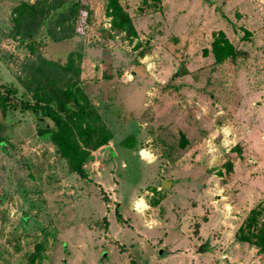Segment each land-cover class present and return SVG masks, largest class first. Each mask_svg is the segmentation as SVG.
Segmentation results:
<instances>
[{
  "label": "rangeland",
  "instance_id": "rangeland-1",
  "mask_svg": "<svg viewBox=\"0 0 264 264\" xmlns=\"http://www.w3.org/2000/svg\"><path fill=\"white\" fill-rule=\"evenodd\" d=\"M106 1L40 53H82L114 138L93 150L72 124L82 176L39 135L51 119L0 109V264H264L239 239L264 208V0H121L133 38L112 31ZM14 6L0 0V87L22 103L33 57L9 37Z\"/></svg>",
  "mask_w": 264,
  "mask_h": 264
},
{
  "label": "trees",
  "instance_id": "trees-1",
  "mask_svg": "<svg viewBox=\"0 0 264 264\" xmlns=\"http://www.w3.org/2000/svg\"><path fill=\"white\" fill-rule=\"evenodd\" d=\"M92 0H14L12 29L9 37L26 46L33 59L23 67L19 77L23 87L22 103L12 101L0 87V109L24 108L41 120L49 118L55 127L39 131L70 162L74 172L84 176L83 166L89 153L77 138L72 124L80 132L85 147L97 150L114 138L99 110L92 105L82 89V53L73 51L65 64L50 60L40 53L43 39L61 43L80 35L82 16L90 13ZM107 14L112 18V31L125 38L137 36L133 19L121 0L106 1ZM236 53H234L235 55ZM17 93V89H11ZM6 142L0 138V145ZM264 208L252 210L247 223L240 229L239 239L254 243L264 253Z\"/></svg>",
  "mask_w": 264,
  "mask_h": 264
},
{
  "label": "water",
  "instance_id": "water-1",
  "mask_svg": "<svg viewBox=\"0 0 264 264\" xmlns=\"http://www.w3.org/2000/svg\"><path fill=\"white\" fill-rule=\"evenodd\" d=\"M170 185H171V183H170V182H167V181H165V182L163 183V187H164V188H169Z\"/></svg>",
  "mask_w": 264,
  "mask_h": 264
},
{
  "label": "bare ground",
  "instance_id": "bare-ground-1",
  "mask_svg": "<svg viewBox=\"0 0 264 264\" xmlns=\"http://www.w3.org/2000/svg\"><path fill=\"white\" fill-rule=\"evenodd\" d=\"M151 156V155H150ZM140 206H142V207H146V205L144 204V202H141L140 203Z\"/></svg>",
  "mask_w": 264,
  "mask_h": 264
}]
</instances>
